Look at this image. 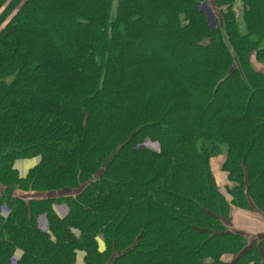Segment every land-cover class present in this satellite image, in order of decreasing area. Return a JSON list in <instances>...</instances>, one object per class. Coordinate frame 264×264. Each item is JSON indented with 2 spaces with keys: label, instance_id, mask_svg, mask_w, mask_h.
Instances as JSON below:
<instances>
[{
  "label": "trees",
  "instance_id": "16d2710c",
  "mask_svg": "<svg viewBox=\"0 0 264 264\" xmlns=\"http://www.w3.org/2000/svg\"><path fill=\"white\" fill-rule=\"evenodd\" d=\"M236 1L0 0V264H264L231 228L264 212V0Z\"/></svg>",
  "mask_w": 264,
  "mask_h": 264
},
{
  "label": "crops",
  "instance_id": "0c3cea01",
  "mask_svg": "<svg viewBox=\"0 0 264 264\" xmlns=\"http://www.w3.org/2000/svg\"><path fill=\"white\" fill-rule=\"evenodd\" d=\"M40 158L36 157L28 160H17L14 163V169L17 171L20 178L25 177L28 170L39 163ZM32 195V194H31ZM54 212L59 218H63L67 215L68 209L64 205H53ZM231 226L232 228L248 234V236L254 238L258 236L260 238L264 235V214L258 212H246L239 209H231L230 211ZM37 226L43 232H48V225L44 215L37 218ZM254 239H252L253 241ZM102 245V244H101ZM20 256L19 252H16L13 256L14 262L18 260ZM84 253L77 252L75 264H84ZM14 262L12 264H14Z\"/></svg>",
  "mask_w": 264,
  "mask_h": 264
},
{
  "label": "rangeland",
  "instance_id": "374dc122",
  "mask_svg": "<svg viewBox=\"0 0 264 264\" xmlns=\"http://www.w3.org/2000/svg\"><path fill=\"white\" fill-rule=\"evenodd\" d=\"M213 6V5H212ZM212 10H210V8L207 6V5H203L201 10L205 13L206 17H207V20H208V23H209V26L211 28H213L216 24V15H217V10L214 8V7H211ZM235 9L236 11L240 12V2L237 0L236 1V6H235ZM254 63V66L256 68V70H258L260 73L264 74V69L262 68L261 65ZM144 146L149 149V150H152V151H158V144L155 143V142H149V141H146L144 143ZM36 158V157H34ZM33 159V158H31ZM28 160V159H27ZM40 161V160H39ZM221 161H222V157H216V158H212L211 159V167H212V173H213V176L215 178V181L219 187V189L221 190V192L225 195L224 193V188H223V184L226 183L225 182V179H224V175L221 173L220 171V164H221ZM36 166V165H35ZM245 211V210H244ZM246 212H251V211H246ZM257 212V211H255ZM258 213H261V212H258ZM261 214H264V212H262ZM232 225V224H231ZM232 228V226H231ZM248 236V234H247ZM250 240L249 243H251L252 239H257L258 236L252 238L250 236H248ZM100 242V240H98ZM100 246L102 247L101 245V242H100ZM14 258H12L11 260V264L14 262ZM15 264V263H14Z\"/></svg>",
  "mask_w": 264,
  "mask_h": 264
},
{
  "label": "water",
  "instance_id": "95a60500",
  "mask_svg": "<svg viewBox=\"0 0 264 264\" xmlns=\"http://www.w3.org/2000/svg\"><path fill=\"white\" fill-rule=\"evenodd\" d=\"M102 244V243H101Z\"/></svg>",
  "mask_w": 264,
  "mask_h": 264
}]
</instances>
